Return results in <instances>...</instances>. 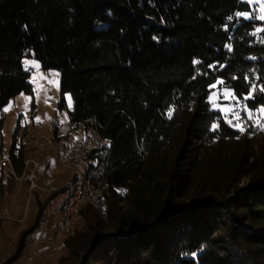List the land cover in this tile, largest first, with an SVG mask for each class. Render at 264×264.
Wrapping results in <instances>:
<instances>
[{"label": "trees", "instance_id": "trees-1", "mask_svg": "<svg viewBox=\"0 0 264 264\" xmlns=\"http://www.w3.org/2000/svg\"><path fill=\"white\" fill-rule=\"evenodd\" d=\"M250 9L242 0H0V110L33 94L22 65L32 50L59 70L73 120L94 118L113 144L105 214L80 206L58 264H264V131L230 127L209 101L231 89L243 107L264 105V22L235 17ZM217 77L225 83L209 89ZM36 200L40 218L46 203ZM34 228L18 232L3 264L22 256Z\"/></svg>", "mask_w": 264, "mask_h": 264}, {"label": "crops", "instance_id": "crops-1", "mask_svg": "<svg viewBox=\"0 0 264 264\" xmlns=\"http://www.w3.org/2000/svg\"><path fill=\"white\" fill-rule=\"evenodd\" d=\"M32 126L19 127L16 131L13 152H21V174L16 173L10 150L8 153L0 133V264L4 263L10 246L14 244L18 229L28 226L35 228L27 237L22 256L11 264H20V260H24V264H53L55 259L49 249L53 241L49 226L60 214L68 177L51 171L54 158H57L54 125L47 139L37 137ZM46 178H53V189H39ZM37 198L46 203V210L40 218L36 216Z\"/></svg>", "mask_w": 264, "mask_h": 264}, {"label": "rangeland", "instance_id": "rangeland-1", "mask_svg": "<svg viewBox=\"0 0 264 264\" xmlns=\"http://www.w3.org/2000/svg\"><path fill=\"white\" fill-rule=\"evenodd\" d=\"M242 1L246 2V0H242ZM246 3L250 5L251 9L240 13H249L250 17L251 16L258 17L261 14L259 3H255V2H251V3L246 2ZM240 18H243V16H241ZM257 20L262 21L258 18ZM258 28L261 27L259 26ZM25 60L35 61L36 64H38V67L30 66L28 71L30 72V82L33 87V94H26L24 92H21L16 96L12 97L8 101V103L4 105L0 110V133L3 137V142L8 150V153L10 148L14 145L16 141L15 140L16 131L19 127H25V126L31 127V125L33 124L32 127L37 137H43L44 139H47V137H49L53 121L66 120L68 117V107L73 105L72 94L71 93L62 94L60 92L59 70L53 68H48V69L44 68L42 62L35 57L32 50H29L27 55L23 58L22 60L23 68H24L23 61ZM22 93L23 96L21 95ZM211 93H216V95L212 97V100L211 101L209 100L212 108H214L213 103H215L218 107L214 109L220 110L225 117L227 106L235 105L237 101L235 99H225L224 94H222L223 90L221 89L216 88ZM26 97L28 98L27 100L25 99ZM45 100H47V102H45ZM62 101L64 102V105H61ZM10 102L12 104L10 110L3 111V108L8 106ZM25 104H27V107H25ZM234 111L240 113L241 120L240 121L235 120L233 118L232 112H227V118L229 120H233L234 124H240L241 126H243L245 128V131L249 127L253 126L254 123H264V119H258L255 116L252 121L247 120L242 102H240V107L234 108ZM37 118H39V120H37ZM56 136L58 137L57 134ZM51 171L54 174H58L60 176H63L65 174L67 177L66 172L59 164L57 158L56 159L54 158V162L51 166ZM246 181L247 178H244L241 185L244 186L246 184ZM119 206H124V203H119ZM77 220L78 218L75 221ZM18 230L20 231V228ZM63 251H64V247L62 244H60V251L58 253H53L55 257L53 264H56V260L63 254Z\"/></svg>", "mask_w": 264, "mask_h": 264}, {"label": "bare ground", "instance_id": "bare-ground-1", "mask_svg": "<svg viewBox=\"0 0 264 264\" xmlns=\"http://www.w3.org/2000/svg\"><path fill=\"white\" fill-rule=\"evenodd\" d=\"M55 123H62L61 121H54ZM76 124V133L80 139L81 145H89L87 126L91 136L103 137L98 131V123L91 118L84 119ZM60 140V130L58 126H54ZM112 141L104 142L103 163L105 167L108 166L111 153ZM91 149L89 156L84 157L79 166V173H73L71 178V186L67 187L64 193V198L61 204L60 214L55 219V223H50L49 229L56 230L60 228L59 242H63L65 236L70 232L73 223L79 216V208L82 204H90L104 216L106 209V202L104 200L105 191L109 188V183L104 179V172H101L94 178V168L98 167L100 163V142L98 140H91ZM56 157H63V145H56ZM86 187V188H84ZM80 194L81 197H77ZM77 197L74 204V218L69 219L63 224L64 219L68 216L72 201ZM99 200V201H98ZM60 250H55L58 253Z\"/></svg>", "mask_w": 264, "mask_h": 264}, {"label": "built area", "instance_id": "built-area-1", "mask_svg": "<svg viewBox=\"0 0 264 264\" xmlns=\"http://www.w3.org/2000/svg\"><path fill=\"white\" fill-rule=\"evenodd\" d=\"M74 108L73 106L68 107V117L66 120H63V123H55L53 121L54 126H58L60 130V140L56 142V145H63V157H57V160L61 167L67 174V181L65 184V191L67 187L71 186V178L73 173H79V166L84 157L89 156V150L91 149V140H98L100 142V150H97L100 153V163L98 167L94 168V178L101 172L106 171V168L103 163V152H104V142L112 141L109 138L105 137H97L91 136L89 132V126H87L89 145H81L80 139L76 133V124H80L79 122H75L73 120ZM95 120L94 118H91ZM54 188V180L53 178H46L43 182V185L39 187L41 190H48ZM86 188V187H84ZM77 197H81L80 194H77ZM77 197L72 201L71 208L69 210L68 216L64 219L63 224H65L69 219L74 218V204L77 200ZM99 201V200H98ZM56 220H52L50 223H55ZM51 239L53 240L50 243L49 249L55 253V250H60V242H59V233L60 228H56V230H50ZM24 260H20V264H24Z\"/></svg>", "mask_w": 264, "mask_h": 264}, {"label": "snow or ice", "instance_id": "snow-or-ice-1", "mask_svg": "<svg viewBox=\"0 0 264 264\" xmlns=\"http://www.w3.org/2000/svg\"><path fill=\"white\" fill-rule=\"evenodd\" d=\"M246 2L259 3L260 4V12H261V14L258 17H255V16H251L250 17L249 13L237 12V13H235V17L243 16L244 19H249V18L257 19L258 18V19L264 21V0H246ZM233 18H234L233 16L228 17L229 20H232ZM225 27H227V26H225ZM261 31H264V29H261V28H257L256 29V32H261ZM255 34L256 33H253V35H255ZM154 39H155V37H154ZM262 42H264V41H262ZM225 47H228V45H225ZM229 50H231V49L229 48ZM23 63H24V70L26 72L29 71L30 66L31 67H38V64H36L35 61H27V60H25V61H23ZM193 63L194 64H199L200 61L194 60ZM209 67L210 68L211 67H215V65H209ZM220 67H224V65H220ZM55 75H58V74H55ZM205 75H207V73H205ZM192 79L195 80L196 76H193ZM233 79H236V77H233ZM245 79L247 80V77H245ZM224 83L225 82L220 77H217L215 83L208 85V87H209V89H212V88L217 87V85H221V84H224ZM256 91H257V85L252 84L250 89H249V91L247 92V94H243L242 95V99L245 100V101H249V100L254 99V93ZM259 91L260 92H264V86L259 87ZM222 94H224V98L225 99H235L237 101L235 105L227 106L226 113H225V122L228 123V125L230 127H234L238 131H241L243 133L245 131V128L243 126H241L240 124H234L233 120H229L227 118V112H232L233 118L235 120H237V121L241 120L240 113L234 111V108L240 107V99H237L236 94L231 89H224ZM21 95L23 96V93ZM215 95H216V93H211V95H209V100L211 101L212 97L215 96ZM25 99L27 100L28 98L26 97ZM45 102H47V100H45ZM11 107H12V104L10 102V104L8 106L3 108V111H8V110H10ZM25 107H27V104H25ZM213 107L216 108L218 106L215 103H213ZM222 111H223V109H222ZM244 111L246 113V118L249 121H252L254 119V116L256 118H258V119H264V105H261V106H259L256 109H252L247 104H245L244 105ZM172 114H173V109L169 108V110L167 112V116H168L169 119L172 118ZM37 120H39V118H37ZM61 122L63 123L64 121H61ZM253 126L259 127L261 131H264V123H254ZM211 127H212V130L215 131V130H217L219 125L214 123ZM121 191H123V190H121Z\"/></svg>", "mask_w": 264, "mask_h": 264}]
</instances>
